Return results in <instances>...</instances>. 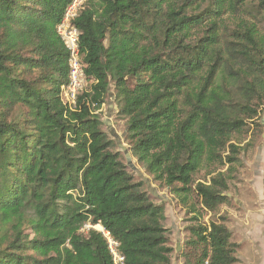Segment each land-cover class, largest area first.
Listing matches in <instances>:
<instances>
[{"label":"trees","instance_id":"obj_1","mask_svg":"<svg viewBox=\"0 0 264 264\" xmlns=\"http://www.w3.org/2000/svg\"><path fill=\"white\" fill-rule=\"evenodd\" d=\"M71 1L0 0V264H114L87 223L126 264H171L166 207L104 129L112 89L134 160L193 214L184 264H236L220 209L239 137L264 109V0H88L74 20L88 80L74 109L57 31Z\"/></svg>","mask_w":264,"mask_h":264},{"label":"rangeland","instance_id":"obj_2","mask_svg":"<svg viewBox=\"0 0 264 264\" xmlns=\"http://www.w3.org/2000/svg\"><path fill=\"white\" fill-rule=\"evenodd\" d=\"M238 17L249 18L248 15ZM113 90V89H112ZM111 90V92H113ZM109 96L103 106L101 117L104 122V129L107 131V120L111 119L112 126L122 136L127 130L126 120L118 119L116 113L118 107L111 114L108 101ZM117 106V104L114 102ZM245 132L239 137L241 145L244 147L240 153L241 164L235 174V179L230 181L229 196L231 201L223 205L221 213L229 216V225L235 234V238L241 243L237 256L239 262L236 264H264V109L252 120ZM124 140V138H123ZM125 143V142H124ZM126 144V143H125ZM136 161V160H135ZM226 170V167L223 169ZM209 169H202L198 174V180L209 178ZM157 194L152 196L166 207L165 226L170 231L173 252L171 254V264H184L182 251L185 246V239L189 235L188 227L194 221L191 220L193 214L187 213L177 198L167 189H161L153 184ZM226 207V208H225ZM232 215H229L230 210ZM230 211V212H231ZM201 220L209 222L211 215L201 211ZM216 218V216L214 217ZM94 225L87 223L81 229L87 233ZM245 227V228H244ZM247 229V230H246ZM99 230V229H97Z\"/></svg>","mask_w":264,"mask_h":264},{"label":"built area","instance_id":"obj_3","mask_svg":"<svg viewBox=\"0 0 264 264\" xmlns=\"http://www.w3.org/2000/svg\"><path fill=\"white\" fill-rule=\"evenodd\" d=\"M88 0H72L68 5L64 17L57 27V31L69 50V76L68 82L62 87V101L70 108L74 109L78 105L79 95L82 94L88 80L85 75L84 65L81 62L80 35L79 28L74 24V20L80 15ZM95 227V226H94ZM108 240L110 252L114 264H126L125 256L119 251V243L113 239L104 228L100 230Z\"/></svg>","mask_w":264,"mask_h":264},{"label":"water","instance_id":"obj_4","mask_svg":"<svg viewBox=\"0 0 264 264\" xmlns=\"http://www.w3.org/2000/svg\"><path fill=\"white\" fill-rule=\"evenodd\" d=\"M109 96L111 97L112 100L108 101V105L110 106L111 109V114H113L114 112V108L116 109L117 106L114 104L115 101V94L114 92H110ZM107 125H108V129L107 131L116 139V142L118 144V147L124 152L125 157H126V161H127V165L133 170L135 171L138 176L145 181L148 190L150 193H153L154 195H158L157 191L155 189V187L153 186V183L151 181V178L145 173L144 169H142L134 160V157L132 155V152L130 150V148L127 146V144L124 143V135L120 136L118 135V133L116 132V130L114 129V127L112 126V121L111 119L107 120Z\"/></svg>","mask_w":264,"mask_h":264},{"label":"bare ground","instance_id":"obj_5","mask_svg":"<svg viewBox=\"0 0 264 264\" xmlns=\"http://www.w3.org/2000/svg\"><path fill=\"white\" fill-rule=\"evenodd\" d=\"M96 228L99 230H103V227L100 224L96 225Z\"/></svg>","mask_w":264,"mask_h":264},{"label":"crops","instance_id":"obj_6","mask_svg":"<svg viewBox=\"0 0 264 264\" xmlns=\"http://www.w3.org/2000/svg\"><path fill=\"white\" fill-rule=\"evenodd\" d=\"M226 208V207H225ZM230 210V209H229ZM231 211V210H230ZM230 211H228L229 212V215L231 216L232 215V211L230 212ZM245 228V227H244ZM232 230V229H231ZM247 230V229H246Z\"/></svg>","mask_w":264,"mask_h":264}]
</instances>
